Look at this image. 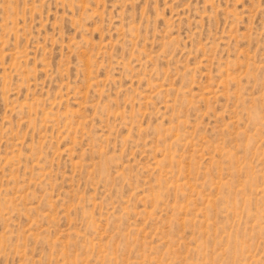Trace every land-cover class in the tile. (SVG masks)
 <instances>
[{"label":"rangeland","instance_id":"1","mask_svg":"<svg viewBox=\"0 0 264 264\" xmlns=\"http://www.w3.org/2000/svg\"><path fill=\"white\" fill-rule=\"evenodd\" d=\"M0 264H264V0H0Z\"/></svg>","mask_w":264,"mask_h":264}]
</instances>
